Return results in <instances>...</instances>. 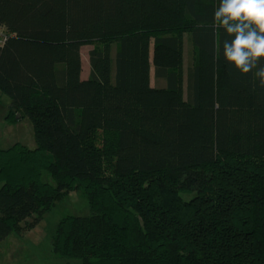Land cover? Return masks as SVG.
Masks as SVG:
<instances>
[{
	"label": "trees",
	"instance_id": "obj_1",
	"mask_svg": "<svg viewBox=\"0 0 264 264\" xmlns=\"http://www.w3.org/2000/svg\"><path fill=\"white\" fill-rule=\"evenodd\" d=\"M219 2L0 0V105L35 145L0 150V242L81 192L89 215L52 239L65 261L264 264V87L225 61ZM97 42L109 80L102 47L82 77Z\"/></svg>",
	"mask_w": 264,
	"mask_h": 264
},
{
	"label": "rangeland",
	"instance_id": "obj_2",
	"mask_svg": "<svg viewBox=\"0 0 264 264\" xmlns=\"http://www.w3.org/2000/svg\"><path fill=\"white\" fill-rule=\"evenodd\" d=\"M93 47H102L104 52V76L106 80L111 77V59L114 44L97 42L81 46L82 77L88 75V52ZM184 69L193 63L192 46L185 34L183 36ZM9 99L2 97L0 105V150L7 149L19 142L33 149V129L28 119H23L17 124L6 121V106ZM51 182L49 176H43ZM1 187V184H0ZM89 215V205L81 192H70L63 199L56 201L53 207L46 212L37 225L33 228H22L20 232L12 233L0 242V264H79L75 261H65L53 252L52 239L57 224L63 217Z\"/></svg>",
	"mask_w": 264,
	"mask_h": 264
},
{
	"label": "clouds",
	"instance_id": "obj_3",
	"mask_svg": "<svg viewBox=\"0 0 264 264\" xmlns=\"http://www.w3.org/2000/svg\"><path fill=\"white\" fill-rule=\"evenodd\" d=\"M213 24L232 37L223 41L225 61L264 87V0H220Z\"/></svg>",
	"mask_w": 264,
	"mask_h": 264
},
{
	"label": "built area",
	"instance_id": "obj_4",
	"mask_svg": "<svg viewBox=\"0 0 264 264\" xmlns=\"http://www.w3.org/2000/svg\"><path fill=\"white\" fill-rule=\"evenodd\" d=\"M8 37H10L8 32L3 27H0V44L4 43Z\"/></svg>",
	"mask_w": 264,
	"mask_h": 264
}]
</instances>
